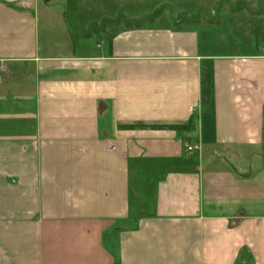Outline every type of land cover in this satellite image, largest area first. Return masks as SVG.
Returning a JSON list of instances; mask_svg holds the SVG:
<instances>
[{"label": "crops", "instance_id": "0c3cea01", "mask_svg": "<svg viewBox=\"0 0 264 264\" xmlns=\"http://www.w3.org/2000/svg\"><path fill=\"white\" fill-rule=\"evenodd\" d=\"M244 1L132 25L130 0H0V264H264Z\"/></svg>", "mask_w": 264, "mask_h": 264}, {"label": "rangeland", "instance_id": "374dc122", "mask_svg": "<svg viewBox=\"0 0 264 264\" xmlns=\"http://www.w3.org/2000/svg\"><path fill=\"white\" fill-rule=\"evenodd\" d=\"M123 1L124 2L120 3L117 2V4L124 6L129 5V0ZM130 2L131 7L128 9V14L131 15L132 13L136 16L130 21V24L132 25H146L150 20L155 19L160 13L173 16L174 21H184L187 19L199 22L204 20L209 21L210 19L219 20L221 11L225 10L227 6L230 11L244 8L246 12H250L247 3L244 0H130ZM250 2L255 3L256 1L251 0L248 3ZM109 3L110 6H113L115 5L116 0H109ZM255 5L257 8H255L254 11H257V9H263L264 0L257 1ZM121 13L124 12L122 11ZM158 18L159 16L156 19ZM217 32L218 30L215 31V33ZM73 39L75 41L77 40V34L73 36ZM258 44L259 47L262 48L264 46V39L259 37ZM107 243L111 245L109 241H107Z\"/></svg>", "mask_w": 264, "mask_h": 264}, {"label": "built area", "instance_id": "2783aa9c", "mask_svg": "<svg viewBox=\"0 0 264 264\" xmlns=\"http://www.w3.org/2000/svg\"><path fill=\"white\" fill-rule=\"evenodd\" d=\"M188 149H190V147H188Z\"/></svg>", "mask_w": 264, "mask_h": 264}]
</instances>
